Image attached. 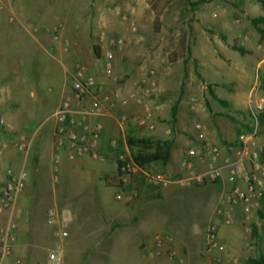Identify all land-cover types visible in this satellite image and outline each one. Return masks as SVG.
Segmentation results:
<instances>
[{
    "label": "rangeland",
    "instance_id": "obj_1",
    "mask_svg": "<svg viewBox=\"0 0 264 264\" xmlns=\"http://www.w3.org/2000/svg\"><path fill=\"white\" fill-rule=\"evenodd\" d=\"M0 1L3 19L0 32H16L19 21H26L30 24V30H39L37 33H44L46 29L60 23H66L67 29L71 27L70 32L80 25L83 35L81 53L74 52V39L71 36L63 39L70 43L68 48L62 45L63 55L66 56L64 67L70 70L68 91L72 86V73L77 64L85 65L98 85L107 79L117 88L124 87L131 80L135 82L141 74V67H144V75L150 83L146 85L141 99L153 114L155 129L149 133L144 132L136 124L134 119L145 115L143 105L133 111L118 114L120 119L126 116L128 123L124 135L119 132L114 139L118 142V148L122 142L120 155L128 160L132 159V150L127 147L125 140L130 135L172 139L177 144L182 140V147L187 151L190 147L201 150L205 135L217 131L219 139L224 137L226 143L221 146V152L225 151L223 153L228 155L232 154L229 144L238 141L242 135L250 134L251 128H258V141H261L264 126L258 123L257 115L264 112V67L257 71L254 65L257 60L264 61V39L250 21L251 18L264 16V6L258 1L217 0L195 8L187 0ZM38 17L48 19V23L31 29L33 21ZM11 18H14V22L10 21ZM48 36L52 38L51 35ZM115 36L125 40L124 46L115 49L118 82L107 78L103 72V57L109 47L101 51L100 58L95 54V47L101 48L104 45L103 38L109 42L108 39ZM151 38L159 40V43L155 44L154 49V43H146L144 48L147 50L141 55V43L152 40ZM183 41L185 47L191 50L189 53L183 47ZM235 48H244L247 54L243 56ZM12 55L19 56V52L14 51ZM21 55L24 61H30L32 57L27 53ZM58 66L50 65L46 60L45 63L36 65L27 62L21 65L20 74L27 89L39 88L41 94L36 99H26L19 112L24 122L32 124L36 148L51 144L54 125L52 115L55 108L48 101V90L62 85L66 78L65 69L60 64ZM48 71L52 73H46ZM150 72H155V75L151 76ZM11 81L13 80H7L6 83ZM211 89L218 99L213 98ZM181 101L185 104L179 107ZM176 104L178 112L182 111L181 122H186V127L173 134L170 122ZM5 107L4 110L8 109L9 113L14 108L13 105ZM0 119L4 121L1 111ZM197 125L201 129H197ZM0 128V151L7 145L6 150H10L11 156H25L19 150V146L24 144L17 133L13 129L7 131L5 121ZM118 158H114L117 165ZM106 162L108 158L105 162L97 163ZM150 167L162 170L157 165ZM2 168L0 210L9 179L8 172L17 175L22 171L16 172L8 165ZM106 171L111 173L113 167L106 168ZM132 176V185L139 191L141 206L145 205L158 220L156 227L147 232L146 236H171L174 239V249L183 258L184 264H244L249 258L264 255V220L257 215L255 219L247 221L240 206L235 208L234 224L223 226L221 230L220 237L227 246L226 252H207L206 230L222 191L218 185H196L188 189L159 188L148 184L142 175ZM92 185L86 188L80 184L70 187L73 189L70 193L72 203L76 206L75 209L80 210L71 221L65 218L49 221L48 213L52 210L44 208V202L41 209L44 211L41 217L45 222L43 229L52 236V241L45 244L48 263L51 252L62 249L65 264H175L176 261L169 257V246L155 252V257L150 258L149 253L154 252L155 247L152 250L149 244L141 248L140 254L132 246H112L108 233L100 234L101 238L98 236L92 239L91 233L96 222L104 218L101 212L106 210L100 197H111L114 200L118 193V190L103 187L98 181H94ZM158 195L161 197H157ZM13 209H3L0 215L6 214V211L12 212ZM0 226L3 227L2 223ZM63 232L68 235L63 236ZM6 259L8 258L3 260ZM3 260L0 259V264Z\"/></svg>",
    "mask_w": 264,
    "mask_h": 264
},
{
    "label": "crops",
    "instance_id": "obj_2",
    "mask_svg": "<svg viewBox=\"0 0 264 264\" xmlns=\"http://www.w3.org/2000/svg\"><path fill=\"white\" fill-rule=\"evenodd\" d=\"M1 13L0 1V30L3 27ZM47 23L48 19L38 17L33 21L31 29H34L33 27L38 25H46ZM66 25V23H60L58 25L61 26L62 39H65V36H71L72 39H74V52L79 54L82 52L81 40H83L80 25H77L76 30L71 32V27L67 29ZM15 29L16 32L12 33L0 32V111L4 117L5 129H7V131L13 129V131L17 133L23 144L28 147V154L25 156H22V154L19 156L18 154H13V156H11L10 150H6L7 145H4L0 151V172L4 169L2 168L4 165L12 166L16 172L20 170L25 171L28 174V182L27 191L23 192L18 197L13 211L9 213L6 211V214L0 215V223H2L3 227L6 228L13 225V234L15 237L12 255L8 259L3 260L1 264H48L47 258H49V256H47V258L45 257V244L52 241V236L48 234V231L43 229L45 222L41 217L44 211L41 209L44 202L46 203V207L44 208L48 210L51 208L52 210L51 213L47 212L49 221L54 218L58 220L65 218L69 221L70 219H75L76 214L80 212V210L75 209L76 206L72 203V196L70 193L73 189L70 188L71 186L80 184L86 188V186H91L94 181H98L103 187L118 190L117 195L120 194L122 190L109 188L103 181L107 176H112L118 172L117 164L114 161L116 155L112 151L111 143L115 140L114 138L119 132L124 135L126 131L125 126L128 123L126 122L123 124L120 120L126 116L120 119L118 118V114L127 113L139 107L131 96L135 95L141 97L146 90V85L150 82H148L146 75H144V67H141L139 78L135 82L131 80L124 87L117 88L112 81L107 79L100 82L98 85L99 94L105 101L106 114L101 120L103 130L98 142V149L107 156L108 162L101 164L87 157L70 160L67 150H58L54 145V131L56 127L55 114L63 102L65 93L68 91L67 80L70 71L68 67H64V57L66 56L63 55L62 44L60 42H55L53 38L44 33L35 32L37 29L34 31L30 30V24L26 21H19ZM151 39L152 40L148 39L146 42L141 43V55L147 50L144 48L146 43H154L152 49H154L156 43H159V40L156 41L155 38ZM105 48H108V42L104 38V45H102L100 49L103 52ZM14 51H18L19 56H13L12 54ZM155 52L156 51H154L153 54H155ZM23 53L32 56L30 61L23 60L21 55ZM259 57L260 55L258 58ZM45 60L48 61L50 65L55 64L58 66L60 64L63 66L66 78L62 85H58L55 89L50 88L48 90L50 94L48 101H50L55 108L52 115L54 125L51 133V144L50 146H38L36 148L34 145L35 141L32 124L28 121L24 122L19 112L22 110L23 102L26 101V99L33 100L41 97V94L39 88H30L28 90L26 84H24L23 76H21L20 73L21 65H23L24 62L36 65L40 62L45 63ZM254 67L259 71L264 67V61L257 60ZM46 73L50 74L52 72L48 71ZM7 80L13 81L6 83ZM180 104L179 107L185 104V102L181 101ZM6 105L14 106L11 113H9L8 109L4 110L6 109ZM181 119L182 111L179 110L175 133H179L178 130L185 129L186 127V122L182 123ZM149 123L154 126L153 129L144 127L141 128V130L144 132L147 131L148 133L152 132L155 129L153 118ZM208 134V136L205 135L202 141L201 150L198 149L200 157L194 160L202 169H206L208 166L209 156L207 150L212 147H217L221 151L223 150L221 146L226 144L224 137L222 140L219 139L217 131H211ZM179 142L178 144H173L171 160L166 168L162 169L172 177H177L184 173L183 161L187 157V151L182 147V140ZM229 145H231L229 151L232 152L230 155H233L235 151L240 148L241 141L239 139ZM223 152L225 151H222L223 156H228V154ZM57 159L58 164L56 163ZM108 167H113L111 173L106 171ZM226 177L227 175H225L224 179L219 183L213 185H218L222 189L218 197V203L215 206L214 216L212 217V219L219 222L221 219L216 217L215 211L221 201L223 190L227 187ZM100 200L103 202L106 210L101 212L104 218L96 222L93 233H91L92 239L100 236V234L108 233L111 239V245L117 248L132 246L137 253L140 254L141 248L145 245L149 244L152 250L154 249L155 235L147 237L146 234L156 227L158 220L154 218L155 215L150 214V211L145 205L141 206V197L132 205L119 202L116 200V197L112 200L111 197L106 198L104 196L103 198L100 197ZM240 207L243 211L242 206ZM99 238H101V236ZM221 241L225 244L222 239ZM63 264H65V258Z\"/></svg>",
    "mask_w": 264,
    "mask_h": 264
},
{
    "label": "built area",
    "instance_id": "obj_3",
    "mask_svg": "<svg viewBox=\"0 0 264 264\" xmlns=\"http://www.w3.org/2000/svg\"><path fill=\"white\" fill-rule=\"evenodd\" d=\"M14 22V18L10 19ZM135 31L136 29L133 28ZM39 32V30H35ZM44 33L51 35L53 40L60 42L65 48L70 43L63 40L61 36V26L46 29ZM104 39V38H103ZM125 40L120 36L109 39L108 47L103 57L104 75L113 80L119 81L115 69L116 54L115 49L124 46ZM151 76L155 72H150ZM155 85V84H153ZM136 103L145 109L144 117L135 118L139 128L154 126L149 122L153 118L150 108L143 104L141 97L131 96ZM106 114L105 101L99 94V87L96 78L88 73L87 67L77 64L72 73V86L65 93L63 102L55 114L56 127L54 131V145L58 150H67L70 160L90 158L96 162H105L107 156L98 149V142L102 135V118ZM127 117L122 118V123H126ZM4 121L0 119V125ZM201 129L200 125L196 126ZM258 128L255 127L251 134L243 135L240 138L241 146L233 155L223 156L217 147L207 150L209 162L206 169L199 167L195 162L200 157L197 148L187 150V157L183 161L184 173L177 177H172L167 172L155 168H140L128 160L124 155H120L118 161L121 162L120 170L124 174V182H130L132 175H142L148 184L159 187H177L188 189L196 185L217 184L227 175V187L224 188L221 201L219 202L215 215L221 221L212 219L206 230L207 252L224 253L227 246L221 241V230L223 226L234 224L235 208L242 206L245 219L251 221L257 216L261 208V198L264 190V134L259 142ZM112 149L117 150L118 142L113 140ZM19 150L28 154V147L24 144L19 146ZM58 164V159L56 160ZM119 168V165H117ZM9 179L6 182L5 190L1 200L3 209L14 208L18 197L27 191L28 174L21 171L19 174L8 172ZM139 199V191H121L116 196V200L126 205H132ZM13 225L9 227L0 226V259L9 258L13 253ZM67 236V232L62 233ZM155 251L149 253L150 258L155 257V252L162 251L166 246L170 247L169 257L176 261L175 264H184V260L174 249V239L168 235H156ZM64 252L62 249L54 250L50 254L48 264H63Z\"/></svg>",
    "mask_w": 264,
    "mask_h": 264
},
{
    "label": "trees",
    "instance_id": "obj_4",
    "mask_svg": "<svg viewBox=\"0 0 264 264\" xmlns=\"http://www.w3.org/2000/svg\"><path fill=\"white\" fill-rule=\"evenodd\" d=\"M192 7H197L200 4H206L209 2H214L217 0H199L198 2H191L190 0H187ZM224 2H228L230 0H221ZM264 6V0H255ZM251 24L253 27H255L258 32L260 33L262 39H264V16H259L256 18L250 19ZM183 47H185V41H183ZM185 50L188 51V53L191 51L189 47H185ZM236 51H238L241 55H246L247 51L244 48H235ZM95 54L97 57H101V49L96 46L95 47ZM211 95L213 98L218 99L214 91L211 89ZM225 104V102H222ZM177 116H178V104H176L173 107L172 110V120L170 122L171 125V131L174 134L176 132L175 126L177 123ZM257 121L261 126H264V112L259 113L257 115ZM0 128V132H1ZM254 128H251L249 132H253ZM125 143L127 147H129L132 150V159L135 165H137L140 168H147L151 165H157L160 168L164 169L169 164L172 156V148H173V140H160L152 137H142V136H127ZM120 146L122 147L123 144L120 142L119 148L117 150L112 151L115 153L117 157L120 156ZM119 159V158H118ZM118 172L112 176H107L103 181L105 182V185L107 187L111 188H117L122 191H131V190H137L132 184H133V178L130 179V182L125 183L124 182V174L121 172V162L118 161ZM145 180V179H144ZM155 187V186H152ZM157 197H161L158 195ZM258 217L262 220H264V190L263 195L261 198V208L258 210L257 213ZM255 231V229H254ZM244 264H264V255H260L256 258H249L245 261Z\"/></svg>",
    "mask_w": 264,
    "mask_h": 264
}]
</instances>
